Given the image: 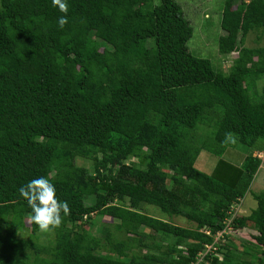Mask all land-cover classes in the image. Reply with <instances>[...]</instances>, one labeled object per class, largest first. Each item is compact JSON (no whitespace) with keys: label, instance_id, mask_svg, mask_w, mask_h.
Instances as JSON below:
<instances>
[{"label":"trees","instance_id":"16d2710c","mask_svg":"<svg viewBox=\"0 0 264 264\" xmlns=\"http://www.w3.org/2000/svg\"><path fill=\"white\" fill-rule=\"evenodd\" d=\"M67 3L61 29L52 0H0V264H264V190L230 219L262 160L222 158L236 144L264 153V46L243 44L264 33V0H225L218 52L237 53L227 73L189 51L176 0ZM201 151L218 158L210 175L195 167ZM41 176L71 210L48 232L19 194ZM95 217L116 220L122 237L93 233ZM227 227L255 231L254 242L233 251Z\"/></svg>","mask_w":264,"mask_h":264},{"label":"rangeland","instance_id":"374dc122","mask_svg":"<svg viewBox=\"0 0 264 264\" xmlns=\"http://www.w3.org/2000/svg\"><path fill=\"white\" fill-rule=\"evenodd\" d=\"M155 5L160 3V0H153ZM181 6L184 17L189 21L192 29L193 36L189 40L187 46L189 51L199 58H204L210 60L215 69H220L223 72L227 73L230 70V67L233 63V60L237 57V53H231L228 56H223L218 52V39L223 35V31L220 27L221 12L225 3V0H176ZM238 4V3H237ZM243 44L246 47H260L264 46V33L260 34L249 33L244 39ZM264 86V79L261 80L257 87L260 89ZM205 132V129L203 130ZM203 132H200V134ZM252 153L254 156L260 157L262 160L261 166L249 188V191L245 194L243 199L240 200L239 204L233 206V211H230V219L234 216H247L251 213L252 210L256 207V202L253 199L254 194L260 193L264 190V153L257 152L252 150L248 146L241 144H236L232 147H228L222 158L230 162L235 166H240L244 158ZM217 157L211 155L206 151H201L196 162L195 167L201 172L210 175L214 165L217 161ZM78 166H83L89 168L91 162L88 160L77 159L76 161ZM128 163V161H126ZM91 168V167H90ZM141 212L156 218L170 221L171 223L184 228H194V225L190 222H187L183 218H170L165 216L160 212L156 207L153 206H143ZM230 219L227 222H230ZM94 229L93 233H96L97 230L103 226H107L110 231L115 232L114 224L117 223L116 220H112L109 217H95L94 220ZM27 226L28 220L25 221ZM228 241L234 245L233 251L242 252L244 247L242 244L244 242H254L253 237L257 234L253 230L249 229H240L234 230L232 227H227ZM29 231L22 233L20 236H23L25 239L30 238ZM121 238V233H113ZM220 237L217 236L216 239ZM52 240V236L48 235H39L36 241L39 244H46ZM169 240H167L168 242ZM227 241V240H226ZM219 256V255H217Z\"/></svg>","mask_w":264,"mask_h":264},{"label":"clouds","instance_id":"9594fccd","mask_svg":"<svg viewBox=\"0 0 264 264\" xmlns=\"http://www.w3.org/2000/svg\"><path fill=\"white\" fill-rule=\"evenodd\" d=\"M52 5L65 14L58 19V25L63 29L68 23L67 0H52ZM225 142L235 143L234 134L226 133ZM19 194L27 201L31 209L29 221L37 225L41 232L59 228L63 223L64 216L70 215L69 204L57 198L55 185L44 176L32 179L26 185L21 186Z\"/></svg>","mask_w":264,"mask_h":264},{"label":"built area","instance_id":"2783aa9c","mask_svg":"<svg viewBox=\"0 0 264 264\" xmlns=\"http://www.w3.org/2000/svg\"><path fill=\"white\" fill-rule=\"evenodd\" d=\"M219 236V235H218ZM217 241V239L215 238V242ZM214 245V244H213ZM212 250H214L212 245L206 246L205 247V251L199 254V261H201V259L206 255L209 254Z\"/></svg>","mask_w":264,"mask_h":264},{"label":"crops","instance_id":"0c3cea01","mask_svg":"<svg viewBox=\"0 0 264 264\" xmlns=\"http://www.w3.org/2000/svg\"><path fill=\"white\" fill-rule=\"evenodd\" d=\"M256 208V207H255Z\"/></svg>","mask_w":264,"mask_h":264}]
</instances>
